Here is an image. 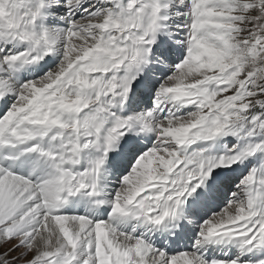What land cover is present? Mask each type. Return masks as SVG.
I'll use <instances>...</instances> for the list:
<instances>
[{"label":"snow or ice","instance_id":"obj_1","mask_svg":"<svg viewBox=\"0 0 264 264\" xmlns=\"http://www.w3.org/2000/svg\"><path fill=\"white\" fill-rule=\"evenodd\" d=\"M0 264H264V0H0Z\"/></svg>","mask_w":264,"mask_h":264}]
</instances>
